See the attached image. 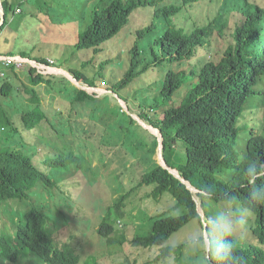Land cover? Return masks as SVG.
<instances>
[{
	"label": "trees",
	"instance_id": "1",
	"mask_svg": "<svg viewBox=\"0 0 264 264\" xmlns=\"http://www.w3.org/2000/svg\"><path fill=\"white\" fill-rule=\"evenodd\" d=\"M27 1L21 0L12 7L9 0H1L5 20L0 26V35L6 33L7 43L0 55H16L11 46L18 37L15 27L10 28V14L14 15L17 6L23 8ZM51 1L57 8L47 7V19L42 17L41 21L59 27L67 37L65 43L71 40L77 50L92 49L95 53L120 33L136 9L153 8L150 25L136 32V39L127 52V70L120 80L110 85L112 94H118L139 76L164 63L174 66L186 62L188 65L186 69H174L176 66L168 69L158 81L157 95L144 98L138 112L140 120L158 131L161 155L169 169L176 170L186 182L154 164L141 174L138 185L152 187L153 199L169 194L174 200L172 210L180 212L177 215L162 213L152 218L150 231L133 237L132 244L158 251L153 258V262H157L180 253L184 244L174 247L166 242L181 228L195 222V226L203 230L204 224L188 183L194 188L204 215L212 214L208 210L209 202L223 204L226 192L252 208L251 223L246 228L252 240L234 237L233 251L238 258L236 264H264V203L247 199L257 185L264 186V169L260 170L256 184L245 174L248 162L264 164V90L260 88L264 82V5L257 0H222L217 15L207 17L206 22L198 25L184 14L187 6L200 0H181L179 4L167 5H161L165 0H98L91 8H87V0ZM225 7L231 8V14L240 19L237 23L231 22L230 28L220 12ZM219 41L221 49H214ZM18 55L33 59L22 50ZM3 68L0 64V73ZM9 71L14 72V69ZM28 71L36 77L34 70ZM72 73L75 78L96 86L80 72ZM0 81L1 96L16 92L8 76ZM76 95V100L93 99L82 90ZM258 98L263 106L252 107L251 102ZM39 103L35 111L23 115L26 130H31L44 118ZM133 123L158 146L156 135L143 129L137 121ZM12 126L10 116L0 104V129ZM4 135L6 141L12 138L10 134ZM27 149L31 148L24 144L0 147L2 202L28 199L30 191L38 184L55 185L30 153H26ZM59 154L41 164L48 173L67 169L72 164L77 169L82 168L80 154ZM79 191L80 188L75 189ZM66 194L73 193L66 191ZM125 200L123 196L116 204L118 219L123 215ZM46 217L41 210L33 208L19 217V222L13 225L14 233H0V262L16 264L26 253L37 257L41 264H79V256L64 246L66 242L58 240L63 237L56 239L46 230ZM114 224L100 222L97 235L108 239L114 233ZM123 239H118L117 243L122 244ZM93 263L92 258L87 257L82 264Z\"/></svg>",
	"mask_w": 264,
	"mask_h": 264
},
{
	"label": "rangeland",
	"instance_id": "2",
	"mask_svg": "<svg viewBox=\"0 0 264 264\" xmlns=\"http://www.w3.org/2000/svg\"><path fill=\"white\" fill-rule=\"evenodd\" d=\"M20 1L11 0L10 3L15 7ZM97 1L87 0V8ZM257 1L264 5V0ZM180 2L165 0L161 5ZM221 4L222 0H200L187 6L184 15L201 25L207 17L211 19L217 15ZM49 6L57 8L51 0H28L23 8L17 6L19 13L15 10L14 15L10 14V28L15 27L18 37L11 46L15 54L22 50L33 59L51 60L55 65L50 73L35 72L36 77L24 68L15 73L3 68L0 79L8 76L16 92L8 97L0 95V104L13 122L12 127L0 129V147L29 146L31 149L26 153H30L55 185L44 187L38 184L30 191L28 199L0 201V233H14L13 225L19 222V217L35 208L46 214V230L56 239L63 237L58 240L66 242L64 246L79 256V264L87 257L92 258L93 264H201L200 254L194 253L186 244L189 233L198 229L195 222L181 228L166 242L174 247L184 244L180 253L157 262H153V258L158 251L138 248L131 242L133 237L150 231L152 218L162 213L177 215L180 212L172 210L174 200L169 194L153 199L152 187L138 185L144 171L154 164L162 165L160 136L139 119L138 112L144 98L157 95L158 81L168 69L175 66L174 69H186L188 65L186 62L174 66L164 63L139 76L118 94H112L110 85L120 80L127 70V52L136 39V32L150 25L153 8L136 9L120 33L95 53L92 49L77 50L71 40L65 43L67 37L59 27L41 21L42 17L47 19L45 10ZM220 12L229 24L227 28L231 27V22L240 20L238 15L231 14L229 7ZM5 39L4 32L0 35V52L5 51ZM213 47L220 50L222 42ZM76 71L96 86L75 78L72 72ZM260 88L264 90V82ZM78 90L93 99L76 100ZM38 103L44 118L37 126L26 130L23 115L35 111ZM251 106L261 108L263 101L255 99ZM133 120L158 137V146ZM4 134H10L12 138L6 141ZM68 152L81 155L82 168L77 169L72 164L67 169L48 173L42 167L45 161ZM78 188L80 191L75 192ZM66 191L73 194L68 195ZM190 191L194 194L199 214L204 215L195 190ZM123 196H126L123 215L118 219L116 204ZM222 205L209 202L208 210L214 214ZM100 222H115L114 233L108 239L96 233ZM250 223L248 217L246 228ZM246 228L237 237L252 240L251 232ZM121 238H124L123 243L118 244L117 240ZM37 259L24 253L16 264H41Z\"/></svg>",
	"mask_w": 264,
	"mask_h": 264
},
{
	"label": "clouds",
	"instance_id": "3",
	"mask_svg": "<svg viewBox=\"0 0 264 264\" xmlns=\"http://www.w3.org/2000/svg\"><path fill=\"white\" fill-rule=\"evenodd\" d=\"M261 169H264V164L258 166L255 161L247 163L245 174L252 184H256ZM247 199L264 203V186L257 185ZM222 200L223 205L214 214L201 216L203 230L198 228L186 238L187 246L200 254L201 264H212L213 261L217 264H236L238 259L233 251V238L246 228L253 210L228 192L223 194Z\"/></svg>",
	"mask_w": 264,
	"mask_h": 264
},
{
	"label": "built area",
	"instance_id": "4",
	"mask_svg": "<svg viewBox=\"0 0 264 264\" xmlns=\"http://www.w3.org/2000/svg\"><path fill=\"white\" fill-rule=\"evenodd\" d=\"M19 13V10H16ZM0 64L5 68H13L14 71L20 69L34 70L37 74H47L55 65V62L51 60H31L19 55H0ZM3 75V73H0Z\"/></svg>",
	"mask_w": 264,
	"mask_h": 264
},
{
	"label": "water",
	"instance_id": "5",
	"mask_svg": "<svg viewBox=\"0 0 264 264\" xmlns=\"http://www.w3.org/2000/svg\"><path fill=\"white\" fill-rule=\"evenodd\" d=\"M4 20H5V12H4V10H3V8H2V4H1V0H0V26L3 24V22H4ZM144 127V126H143ZM145 128V127H144ZM153 128V127H152ZM154 129V128H153ZM157 131V130H156ZM157 133H158V131H157ZM159 142V141H158ZM159 144H160V151H161V148H162V145H161V141L159 142ZM161 161H162V167L163 168H165V169H168L169 170V172L171 173V174H173L175 177H177V178H179L180 180H181V182H183V183H186L185 182V180L182 178V177H180L179 175H178V173H174V172H172V170L171 169H169V167L167 166V164H166V162H165V160L162 158V155H161ZM187 187L190 189V190H194L188 183H187Z\"/></svg>",
	"mask_w": 264,
	"mask_h": 264
},
{
	"label": "bare ground",
	"instance_id": "6",
	"mask_svg": "<svg viewBox=\"0 0 264 264\" xmlns=\"http://www.w3.org/2000/svg\"><path fill=\"white\" fill-rule=\"evenodd\" d=\"M151 130H153V128L150 127Z\"/></svg>",
	"mask_w": 264,
	"mask_h": 264
},
{
	"label": "crops",
	"instance_id": "7",
	"mask_svg": "<svg viewBox=\"0 0 264 264\" xmlns=\"http://www.w3.org/2000/svg\"><path fill=\"white\" fill-rule=\"evenodd\" d=\"M9 1H11V0H9Z\"/></svg>",
	"mask_w": 264,
	"mask_h": 264
}]
</instances>
